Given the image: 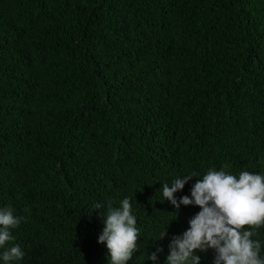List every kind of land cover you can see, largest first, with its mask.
Listing matches in <instances>:
<instances>
[{
	"label": "trees",
	"instance_id": "1",
	"mask_svg": "<svg viewBox=\"0 0 264 264\" xmlns=\"http://www.w3.org/2000/svg\"><path fill=\"white\" fill-rule=\"evenodd\" d=\"M210 168L264 175V0H0L13 264H108L101 212L124 198L140 232L127 264H166L200 208L161 185L198 174L179 201Z\"/></svg>",
	"mask_w": 264,
	"mask_h": 264
},
{
	"label": "clouds",
	"instance_id": "2",
	"mask_svg": "<svg viewBox=\"0 0 264 264\" xmlns=\"http://www.w3.org/2000/svg\"><path fill=\"white\" fill-rule=\"evenodd\" d=\"M197 176L184 175L161 185L164 200L178 211L181 204L200 208L182 235L171 238L166 264H200L201 257L195 253L209 249L215 252L214 264H264L261 241L255 239L257 230L264 226V175L241 171L237 177L225 168H210L192 185L190 196L178 201L175 193ZM94 208L102 209L103 205L97 203ZM102 216L104 227L98 243L106 245L108 264H127L138 251L140 235L129 198H124L120 207L109 205L106 216L101 212ZM24 220L10 207L0 208V259L4 264H13L25 255L19 245L9 246L14 240L12 229ZM166 235L167 230L160 239ZM162 251L158 247L148 258L156 261Z\"/></svg>",
	"mask_w": 264,
	"mask_h": 264
}]
</instances>
